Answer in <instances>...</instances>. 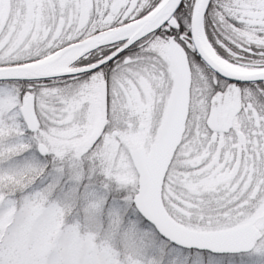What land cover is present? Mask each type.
Returning a JSON list of instances; mask_svg holds the SVG:
<instances>
[{"label":"snow or ice","instance_id":"obj_1","mask_svg":"<svg viewBox=\"0 0 264 264\" xmlns=\"http://www.w3.org/2000/svg\"><path fill=\"white\" fill-rule=\"evenodd\" d=\"M0 264H264V0H0Z\"/></svg>","mask_w":264,"mask_h":264}]
</instances>
